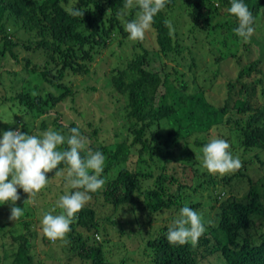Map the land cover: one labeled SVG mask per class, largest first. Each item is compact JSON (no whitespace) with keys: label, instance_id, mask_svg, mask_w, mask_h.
I'll use <instances>...</instances> for the list:
<instances>
[{"label":"trees","instance_id":"1","mask_svg":"<svg viewBox=\"0 0 264 264\" xmlns=\"http://www.w3.org/2000/svg\"><path fill=\"white\" fill-rule=\"evenodd\" d=\"M241 2L254 17L249 42L234 32L238 21L228 12L231 0H166L150 26L155 44L150 50L143 41L129 40L125 24L137 18L139 8L124 9L125 0H0L2 132L19 128L22 134L42 137L52 130L67 139L71 128H79L86 138L81 157L89 149L105 157L103 188L89 193L91 199L62 241L48 240L36 225L44 214L61 211L51 193L64 195L66 182L51 185L55 172L66 167L63 162L45 174L48 183L33 202L17 188L14 205H0L5 210L0 211L1 264H45L34 255L36 240L64 248L66 259H51L53 264H115L111 257L121 250L110 241L113 232L118 239L140 242L147 264H264V189L248 173L250 166L264 169V0ZM73 7L83 16L69 15ZM181 9L186 17L178 27L171 12ZM180 35L189 41L186 47ZM108 43L118 47L111 55L126 61L105 77L107 96L116 103L123 99L118 110L124 121L106 144L100 136L114 119H94L104 112L92 103L79 112L80 94L89 100L97 88L79 90L71 78L90 76L91 63ZM194 49L216 54L212 63L217 68L209 76L203 71L198 77L196 71L191 84L176 69L171 81L164 63L161 73L149 62L157 55L159 61L179 64L186 51L189 65L198 69ZM229 60L236 75L227 81L223 99L211 102L205 89ZM66 102L73 104L76 119L64 118L58 110ZM212 139L228 142L233 158L241 160L239 170L218 176L203 168L202 149ZM58 148L66 149V142ZM244 182L249 189L243 197L232 195ZM13 206L23 211L14 221L9 219ZM185 206L201 210L205 232L195 245H171L166 233ZM105 207L110 214L100 217ZM116 213L127 217L125 223Z\"/></svg>","mask_w":264,"mask_h":264},{"label":"clouds","instance_id":"2","mask_svg":"<svg viewBox=\"0 0 264 264\" xmlns=\"http://www.w3.org/2000/svg\"><path fill=\"white\" fill-rule=\"evenodd\" d=\"M166 0H125L124 9L139 8L137 18L125 25L131 41H142L146 30L153 23L154 16L160 12ZM231 16L238 21L235 34L245 43L249 42L255 29L251 25L254 17L241 0H231L228 9ZM68 14L72 17H82L84 11L80 8H70ZM126 15V12L124 13ZM70 136L48 130L42 137L22 134L16 131H6L0 138V205L11 202L13 205L19 199L17 188L28 194V201L33 202L35 195L48 183L46 173L57 169L63 162L66 167L55 172L65 180V188L74 191L65 192L56 202L55 208L59 214H44L41 221V231L44 237L55 242L64 240L70 231V225L77 218L76 214L91 199L89 193L102 189L105 180L101 178L105 157L100 151L88 150V155L82 158L81 150L85 148L86 138L80 135L79 128H71ZM67 148L59 150L58 146ZM229 144L223 139H212L202 149V166L210 174L224 175L235 172L242 167L239 158H233L228 151ZM55 209H53L54 211ZM23 214L22 208H11L10 220H17ZM205 226L202 216L190 207L180 209L179 216L172 221L166 233V239L171 245H185L191 242L195 245ZM99 240L100 237L97 236Z\"/></svg>","mask_w":264,"mask_h":264},{"label":"rangeland","instance_id":"3","mask_svg":"<svg viewBox=\"0 0 264 264\" xmlns=\"http://www.w3.org/2000/svg\"><path fill=\"white\" fill-rule=\"evenodd\" d=\"M171 14L174 17L175 21H178L176 26L180 27L179 22L183 21L186 17L184 14V11L182 9L173 10ZM181 28L182 29L180 33L185 32L183 33V37H184L187 31V28L184 29V26ZM179 37H178V40L181 39L180 42L182 43L184 47H186V45L189 44V41L186 39H182V35H180ZM255 38L261 39L262 37H255ZM142 41L144 45L150 47V50H155L153 35L151 34L150 28L146 30L144 39ZM115 50L118 51V47H116L114 43H108L106 47L102 48L99 55L95 56L93 62L91 63L90 74H89L90 76H76V77L71 78L72 86L77 87L79 90H81L83 86H95L97 88V90L91 94L89 100L84 99V95L80 94V97L77 100L76 106H75L77 107L76 109H78L79 112L84 111V109L87 107V105L85 104L90 105V103H92V104L99 105L101 111L104 112V114H101L99 112L96 113V115L94 114V119H97L99 116L107 117L108 119L111 117L112 119H114V122L111 125L106 124L104 126V128H107V132L102 133L100 136L101 140L107 142L106 144L111 143L112 140H114L113 135L115 134V132H118V131L120 133L122 130V126L124 124V121L121 119L122 115L119 113V110H118L120 108V105L123 104V99L121 97H118L119 102L116 103V99L113 97L111 98L107 96L108 95L107 91L106 89L103 88V86H107L106 80H105L106 74L114 67H117V66L119 67L122 65L123 62L126 61L125 57H123V59L119 61L116 56L111 55V52ZM206 52H207L206 50H202V51H196V49L193 50L192 56L197 61V64L199 67V68L197 67L198 69L194 68L192 65H189L191 64L190 57L186 56V51L184 52L185 57H186L185 61H181V62L179 61L180 62L179 64L171 60H167V59H163L162 61H159L161 60V58H159L157 55L152 57L153 60L150 59L149 62L151 61L152 66L156 68L155 70L161 73L163 71L161 64L164 63L167 70H169V73L172 75L170 77L171 81L174 79L172 70L176 69L179 73L183 74V80L191 84V79L193 78L194 73L196 71H197L196 74L198 75V77H202L201 72L205 71L206 76H209V75H212L214 70H216L217 68V65L212 63L213 58L216 57V54L208 53V52L206 53ZM118 55L119 54H117V56ZM122 55L125 56V52L122 53ZM220 72H221L220 75H218V77L214 80L211 87L205 89L206 97H208L211 102H213V100L220 102L223 99L224 94H225V85L229 79H232L235 77L237 69L235 67L234 62L229 60L227 63H224L221 65ZM174 84L176 85L177 83H174ZM92 109L95 110V106H92ZM58 110L61 112L64 118L76 119L78 117L73 110V104L66 102V104H63L62 106H60ZM3 120H4L3 111H0V122H2ZM220 132L226 134V132L222 129ZM2 133L3 132L0 127V138L3 135ZM119 136L121 138V136L123 135H119ZM116 140H118V138ZM248 173H249V177L255 180L258 185L263 184L262 188L264 189V169L257 168L256 166H250ZM217 175L223 176L220 174H217ZM61 179H64V178L56 176L52 180V183L54 184L51 186L54 187L55 184L56 185L61 184L60 183ZM248 189L249 187L244 182L241 188L239 187V189L236 188L235 190H233L232 195H234L237 198H242L243 195L248 191ZM62 190H64L65 192L66 191L68 192V189H66L65 187ZM51 195L52 196L55 195V198L59 199V197L62 196L63 194L61 193L59 194L58 190H54L53 193H51ZM2 210L5 212L3 208H0L1 212ZM200 211L201 210H199L198 214H201ZM203 211L209 212L207 209H204ZM109 214H110L109 207L101 208L99 210L100 217H103V216L105 217V216H108ZM117 216L122 223H125V221L127 220L126 216H120V214L116 213V217ZM213 216H214V212H212V217ZM41 221L42 219H40L36 225L37 233L39 232L40 234L42 233ZM3 222L4 220H2V223ZM123 227L125 231H129V229H131V226L130 227L123 226ZM110 238H111L110 239L111 243L113 245H116L118 249L121 250L120 253L115 252L114 256L111 257L112 261L115 264L120 263L121 261H123V259H124V264H147L146 259L141 255V253H139V250H138V248H141L140 242L138 243V241L127 240L124 238L118 239L117 233L115 232L110 234ZM61 241H59L60 244L62 243ZM54 243H52V245ZM52 245L45 246L39 243L38 240H36L35 247H34L35 257L43 261L45 264H53L51 262V259L60 258V260L64 261L66 259L65 258L66 253L64 251V248L62 246L60 247L58 246L57 248H54ZM1 250L2 249L0 248V251ZM56 264H58V262Z\"/></svg>","mask_w":264,"mask_h":264}]
</instances>
